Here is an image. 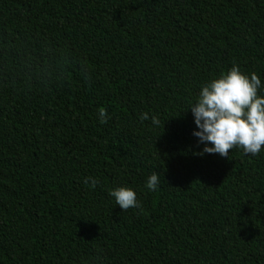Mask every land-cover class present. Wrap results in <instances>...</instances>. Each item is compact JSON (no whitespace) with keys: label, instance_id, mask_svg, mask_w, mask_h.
<instances>
[{"label":"trees","instance_id":"16d2710c","mask_svg":"<svg viewBox=\"0 0 264 264\" xmlns=\"http://www.w3.org/2000/svg\"><path fill=\"white\" fill-rule=\"evenodd\" d=\"M234 64L264 97V0H0V264H264V146L194 155Z\"/></svg>","mask_w":264,"mask_h":264},{"label":"clouds","instance_id":"9594fccd","mask_svg":"<svg viewBox=\"0 0 264 264\" xmlns=\"http://www.w3.org/2000/svg\"><path fill=\"white\" fill-rule=\"evenodd\" d=\"M260 86L255 72L249 78L234 64L226 74L221 73L201 87L196 102L188 109L198 129L192 135L198 139V144L204 145L202 151L194 155L202 157L207 153L229 157L234 148H241L245 154L253 156L260 153L264 146V97L257 94ZM98 116L101 124L110 119L104 109L99 110ZM140 119L148 120V113L141 114ZM151 119L153 125H160L158 117ZM84 183L94 189L99 180L88 177ZM159 183V174L153 172L146 187L155 191ZM108 194L115 198L122 211L141 207L130 187H116Z\"/></svg>","mask_w":264,"mask_h":264}]
</instances>
